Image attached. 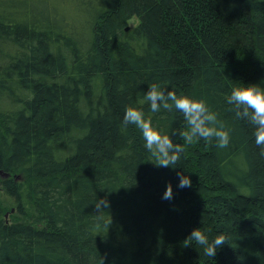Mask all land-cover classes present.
<instances>
[{
    "label": "trees",
    "instance_id": "trees-1",
    "mask_svg": "<svg viewBox=\"0 0 264 264\" xmlns=\"http://www.w3.org/2000/svg\"><path fill=\"white\" fill-rule=\"evenodd\" d=\"M153 83L205 101L228 146L186 144ZM249 84L264 87V0H0V187L39 222L0 205V264H264V156L227 102ZM128 107L184 148L174 168L123 126ZM197 228L227 236L214 257L186 241Z\"/></svg>",
    "mask_w": 264,
    "mask_h": 264
},
{
    "label": "clouds",
    "instance_id": "clouds-1",
    "mask_svg": "<svg viewBox=\"0 0 264 264\" xmlns=\"http://www.w3.org/2000/svg\"><path fill=\"white\" fill-rule=\"evenodd\" d=\"M160 89L161 84H151L145 93V99L149 102L152 112H159L162 104L165 109L174 107L176 111L183 113L189 126L188 130L182 134L186 144L203 139L209 144L215 141L218 148L228 146L230 142L229 131L218 121L217 115L209 109L205 101L188 96L178 97L174 92L161 91ZM227 102L235 107L238 116L249 118L251 123L255 125V143L261 148L260 154L264 156V87L260 84H249L234 88ZM122 124L124 127L134 125L141 131L145 141L144 146L154 159L156 167L174 168L184 148L179 144H174L169 135L162 134L156 129L152 121L145 118L142 110L133 107L126 108ZM177 175L179 179L178 188L191 187L189 176L180 173ZM162 198L172 199L171 184L167 185ZM99 202H101L100 206L108 207L106 200ZM226 239L227 236L224 234H218L216 239L209 243L208 238L197 228L192 230L186 241L194 240L197 244L205 246V254L214 257L217 250L225 244Z\"/></svg>",
    "mask_w": 264,
    "mask_h": 264
},
{
    "label": "rangeland",
    "instance_id": "rangeland-1",
    "mask_svg": "<svg viewBox=\"0 0 264 264\" xmlns=\"http://www.w3.org/2000/svg\"><path fill=\"white\" fill-rule=\"evenodd\" d=\"M83 22H84L83 17H80L78 19V24L80 27H82ZM137 23H138V20L136 18H134L128 22V25H129L130 29H132L137 25ZM1 178L3 179L5 177L0 172V179ZM0 205L3 208L4 217L6 218V220L8 222H15V221L17 222V221H20L23 219V220L32 222V224H35V225L38 224L39 225V222L35 219L34 213L31 211L32 210L31 207L27 203H24L23 209H25V211H26L25 212L26 216H24V213H18L16 211V208H15V203L13 202V200L11 198H7L5 196L4 190L1 187H0ZM28 208H29L30 212L28 211Z\"/></svg>",
    "mask_w": 264,
    "mask_h": 264
},
{
    "label": "bare ground",
    "instance_id": "bare-ground-1",
    "mask_svg": "<svg viewBox=\"0 0 264 264\" xmlns=\"http://www.w3.org/2000/svg\"><path fill=\"white\" fill-rule=\"evenodd\" d=\"M129 29H130V27H129L128 23H127V25H126V27H125V30L127 31V30H129Z\"/></svg>",
    "mask_w": 264,
    "mask_h": 264
},
{
    "label": "water",
    "instance_id": "water-1",
    "mask_svg": "<svg viewBox=\"0 0 264 264\" xmlns=\"http://www.w3.org/2000/svg\"><path fill=\"white\" fill-rule=\"evenodd\" d=\"M3 175H4V176H8V175H7V174H5V173H4Z\"/></svg>",
    "mask_w": 264,
    "mask_h": 264
}]
</instances>
